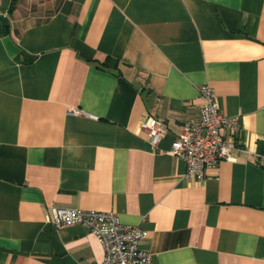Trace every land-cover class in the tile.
<instances>
[{
  "label": "crops",
  "instance_id": "crops-1",
  "mask_svg": "<svg viewBox=\"0 0 264 264\" xmlns=\"http://www.w3.org/2000/svg\"><path fill=\"white\" fill-rule=\"evenodd\" d=\"M205 83L239 127L198 179L170 148ZM55 206L147 230L153 264H264V0H0V264L103 259Z\"/></svg>",
  "mask_w": 264,
  "mask_h": 264
},
{
  "label": "built area",
  "instance_id": "built-area-1",
  "mask_svg": "<svg viewBox=\"0 0 264 264\" xmlns=\"http://www.w3.org/2000/svg\"><path fill=\"white\" fill-rule=\"evenodd\" d=\"M199 98L198 115L183 123L170 153L185 162L188 176L201 179L220 160L235 159L234 134L239 127V117L220 111L215 90L208 83L200 85ZM142 126L148 130L154 145L164 134L163 123L157 118L147 116ZM225 130L228 135L224 134ZM47 217L56 228L81 224L93 232L104 251L103 259L96 264H153L150 250L140 245L148 231L121 222L114 212L55 206Z\"/></svg>",
  "mask_w": 264,
  "mask_h": 264
},
{
  "label": "water",
  "instance_id": "water-1",
  "mask_svg": "<svg viewBox=\"0 0 264 264\" xmlns=\"http://www.w3.org/2000/svg\"><path fill=\"white\" fill-rule=\"evenodd\" d=\"M1 20L5 23V27L7 28V20L3 16H1Z\"/></svg>",
  "mask_w": 264,
  "mask_h": 264
}]
</instances>
